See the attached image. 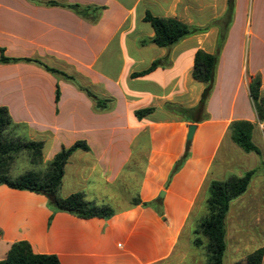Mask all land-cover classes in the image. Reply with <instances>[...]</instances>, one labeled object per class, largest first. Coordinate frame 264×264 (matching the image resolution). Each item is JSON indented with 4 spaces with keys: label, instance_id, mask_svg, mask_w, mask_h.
<instances>
[{
    "label": "crops",
    "instance_id": "1",
    "mask_svg": "<svg viewBox=\"0 0 264 264\" xmlns=\"http://www.w3.org/2000/svg\"><path fill=\"white\" fill-rule=\"evenodd\" d=\"M38 1L103 9L92 22V15L62 7L0 0V57L39 60L73 76L97 97L112 99L113 107L96 111L75 85L26 62L0 63V107L19 125L13 129L16 136L44 142L43 163L62 147L84 141L89 151L77 150L67 160L60 195L83 193L87 202L106 205L115 214L85 220L52 213L44 196L0 185V260L12 244L25 241L33 253L55 255L60 264H206L205 251L191 244L190 235L191 224L206 214L210 181H225L260 162L257 155L235 149L228 127L257 119L250 77L260 76L264 97V0H234L206 104L208 119L201 123L183 122L164 107L198 103L204 85L191 77L194 55L198 50L215 53L214 22L225 13L227 0ZM146 12L208 30L170 49L142 44L154 36L144 21ZM241 12L244 23L237 35ZM245 35L251 36L246 65ZM167 54L168 66L132 77ZM145 108L154 111L138 120L134 112ZM189 125H195L191 141L186 140ZM258 132L254 126V144ZM188 142L187 158L172 173ZM252 184L254 179L229 205L224 264H239L264 247V189L252 196ZM135 197L141 203L158 202L162 216L132 206ZM117 203L122 206L112 207Z\"/></svg>",
    "mask_w": 264,
    "mask_h": 264
},
{
    "label": "trees",
    "instance_id": "2",
    "mask_svg": "<svg viewBox=\"0 0 264 264\" xmlns=\"http://www.w3.org/2000/svg\"><path fill=\"white\" fill-rule=\"evenodd\" d=\"M29 1L42 3L50 7L66 8L86 18L92 15V22L96 21L98 14L103 9L102 7H82L77 4H62L57 1ZM233 15L234 0H228L224 16L214 22V25L218 27L215 53L208 54L202 50H198L194 55L191 77L204 85L198 103L192 108H184L170 103H167L164 107L167 112L183 122L201 123L208 119L206 104L214 88L219 54L226 40L227 30L232 23ZM144 21L150 24L154 36L142 42V44L149 43L165 49H170L187 37L205 33L208 30V27H192L183 24L177 19L155 17L148 12L145 13ZM17 62L33 63L50 74L72 83L93 101L96 111L105 112L111 110L113 107L114 101L112 99L97 97L88 87L81 86L73 76L50 68L39 60L0 57V63L2 64ZM168 65L169 55L167 54L165 57L153 61L147 70L132 74V77L144 76L159 67L164 68ZM260 85L261 79L259 75L250 77L249 98L252 108L258 122L264 123V97L260 95ZM58 98L59 91L57 86L55 92L56 102ZM153 111L154 108H145L135 111L134 115L140 120ZM18 126L13 123L7 108L0 107V185L44 196L47 199V206L52 213L64 212L85 220L92 218L108 220L115 214L106 205H96L87 202L83 193H74L67 197L60 195L61 180L67 160L77 150L89 151V147L84 141H77L69 147H62L50 161L43 163L44 142L27 140L16 136L13 129ZM252 129V123L242 120L233 121L228 127L232 141L239 148L246 153L260 156V150L251 140ZM188 153L189 142L186 144L181 159L175 163L172 173L179 169L187 158ZM21 155L27 157L30 167L17 173L14 171L13 165ZM261 163L264 164V162ZM31 165L37 167L33 168ZM41 165H43L42 169L39 167ZM254 174L255 170H251L242 176H231L225 181H210L204 202L207 214L197 223L191 240V244L194 247L202 248L205 251L206 264H224L225 217L230 203L246 192ZM138 205L143 208H151L159 216H162V208L158 202L141 203L139 198L135 197L132 201V206ZM262 258H264V247L248 255L239 264H261ZM0 264H60V262L55 255L33 253L27 242L20 241L11 245L6 257L0 260Z\"/></svg>",
    "mask_w": 264,
    "mask_h": 264
},
{
    "label": "rangeland",
    "instance_id": "3",
    "mask_svg": "<svg viewBox=\"0 0 264 264\" xmlns=\"http://www.w3.org/2000/svg\"><path fill=\"white\" fill-rule=\"evenodd\" d=\"M228 2V0H227ZM227 9V8H226ZM226 12V11H225ZM225 14V13H224ZM224 14L220 17V19L224 16ZM250 18H251V13L249 14V25H250ZM243 23H244V19H243V12L240 13L239 15V18H238V22H237V26H236V33L238 35V33H240L242 31V28H243ZM236 35V34H234ZM234 39L237 40L234 36ZM250 41H251V36L249 37L245 35V65H246V62H247V47H249V44H250ZM238 42V41H237ZM235 55V54H234ZM235 59V58H234ZM247 114V110L246 112H244ZM256 126L258 128V135L255 137V144L261 149L262 151V154H260V156H257L259 158V166L257 168H254V169H251V170H255V174L253 175L251 181L254 179V184H252L251 188H250V191H251V195L252 196H257L261 193V190L264 189V187H262V185H264V178H260L261 176L264 177V164H262L261 162H264V123H261V122H258L257 119L255 120V123L253 124V127ZM252 132H253V129H252ZM252 132H251V136H252ZM231 136V135H230ZM233 142V141H232ZM234 143V142H233ZM235 144V143H234ZM235 149L238 151V149H240L241 151H243L241 148H239L236 144H235ZM244 152V151H243ZM246 153V152H244ZM233 155H230V158L229 159H232L233 161H237L238 158L237 157H233ZM13 169L15 172L19 173V172H22L23 170H26L27 168H29V162H28V159L26 156L24 155H21L15 162H14V165H13ZM31 167H37V166H32ZM41 169L43 168V165L39 166ZM251 170H248V171H251ZM246 171V172H248ZM246 172H243L241 173L240 175L238 176H242L244 173ZM236 175V174H235ZM237 176V175H236ZM251 181H250V184H251ZM249 184V185H250ZM249 187V186H248ZM122 205L121 204H113L112 207L114 208H118V207H121ZM204 208H205V203L203 204ZM254 206H258V205H254ZM206 209V208H205ZM207 214V212H206ZM203 215L204 216H206ZM202 217V218H203ZM201 219V218H200ZM199 219V220H200ZM196 221L195 223L193 222L191 224V240L193 238V230L195 229L197 223L199 222Z\"/></svg>",
    "mask_w": 264,
    "mask_h": 264
},
{
    "label": "water",
    "instance_id": "4",
    "mask_svg": "<svg viewBox=\"0 0 264 264\" xmlns=\"http://www.w3.org/2000/svg\"><path fill=\"white\" fill-rule=\"evenodd\" d=\"M194 130H195V125H189L187 127V135H186V140L187 141H191L192 140Z\"/></svg>",
    "mask_w": 264,
    "mask_h": 264
}]
</instances>
